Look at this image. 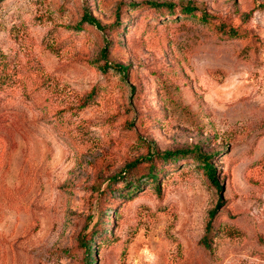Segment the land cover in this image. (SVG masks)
Wrapping results in <instances>:
<instances>
[{"label":"rangeland","instance_id":"obj_1","mask_svg":"<svg viewBox=\"0 0 264 264\" xmlns=\"http://www.w3.org/2000/svg\"><path fill=\"white\" fill-rule=\"evenodd\" d=\"M147 1L192 3L215 25L158 19ZM117 11L119 33L76 27ZM193 149L214 155L222 189L192 157L161 192L117 185L93 264H264V0H0V264H86L79 239L111 179Z\"/></svg>","mask_w":264,"mask_h":264},{"label":"trees","instance_id":"obj_2","mask_svg":"<svg viewBox=\"0 0 264 264\" xmlns=\"http://www.w3.org/2000/svg\"><path fill=\"white\" fill-rule=\"evenodd\" d=\"M142 6L153 10L156 13V17L159 19L163 17L166 20H175L179 17L186 19L198 20L204 24L215 25L214 18L211 17L207 12L201 11L197 6L192 3L186 5H181L179 7L171 3H159L155 1H147ZM139 5L131 4L129 7L131 9H136L137 7H142ZM248 18L250 15L247 16ZM87 23L89 26H94L98 31L108 30L113 31V33H119L123 24L120 22V11H117V18L115 24L109 27H103L101 24L90 14L86 13L82 18L81 22L76 26L83 30V24ZM218 31L221 35L226 38L231 39H247L250 43L258 45L260 40L251 35V33L245 28L234 27L230 22H223L218 26ZM111 45L110 41L106 42V46L102 51V56L107 59L109 46ZM107 68V63L105 64ZM116 69H121V71L127 72L128 68L123 65H116ZM196 159L197 163L201 167L202 171L210 178L214 186L221 190L222 186L218 180L217 168L213 164L212 160L214 155L203 154L199 149L193 150H180L175 152H168L162 155L152 154L151 152L142 158H138L135 161L127 164L119 175L111 179V183L108 185L107 189L100 192V200L102 210L98 217V220L94 223L93 227L88 231V228L85 230V234L82 235L79 239L80 247L85 250L86 253V264H93L95 253H96V243L107 239V228L106 224L112 216L106 218L108 210H115L119 207L121 199L124 198L122 195L121 199H117L114 196V193L119 191L117 185H124L125 187L129 185H134L133 190H129V196L135 194L141 186H143V180H146V183H150L152 188H155L158 192H161L160 189V178L168 170L167 166H174L177 161L186 160L188 158ZM140 182V183H139ZM142 183V184H141ZM141 184V185H140ZM128 189V188H127ZM129 201L133 198H128ZM120 202V203H119ZM223 198L220 197L217 207L210 212V221L207 224L206 236L202 240V244L207 248H210L211 241L215 235V228L213 224V219L217 215L218 208L222 204ZM114 220L112 221V223ZM98 246V245H97Z\"/></svg>","mask_w":264,"mask_h":264}]
</instances>
